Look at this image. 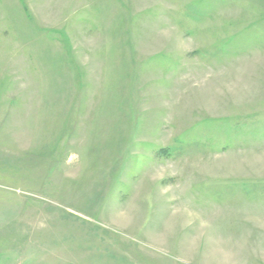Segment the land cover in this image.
<instances>
[{
	"label": "rangeland",
	"instance_id": "rangeland-1",
	"mask_svg": "<svg viewBox=\"0 0 264 264\" xmlns=\"http://www.w3.org/2000/svg\"><path fill=\"white\" fill-rule=\"evenodd\" d=\"M0 264H264V0H0Z\"/></svg>",
	"mask_w": 264,
	"mask_h": 264
}]
</instances>
